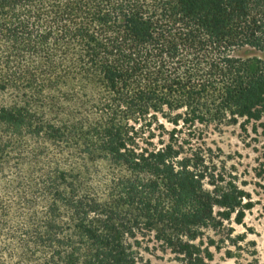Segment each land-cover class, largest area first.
<instances>
[{"label":"trees","instance_id":"1","mask_svg":"<svg viewBox=\"0 0 264 264\" xmlns=\"http://www.w3.org/2000/svg\"><path fill=\"white\" fill-rule=\"evenodd\" d=\"M245 46L264 0H0V264H220L253 199L177 127L264 139Z\"/></svg>","mask_w":264,"mask_h":264},{"label":"rangeland","instance_id":"2","mask_svg":"<svg viewBox=\"0 0 264 264\" xmlns=\"http://www.w3.org/2000/svg\"><path fill=\"white\" fill-rule=\"evenodd\" d=\"M233 55L241 58L255 56L264 61V50L249 46L236 48ZM159 122L167 129L173 127L161 117ZM198 128L196 134L192 131L191 135H187L189 128L181 127L180 124L177 127L180 129V138L191 139L189 142L192 147L205 150L214 163L236 174L239 181L245 183L244 189L253 199V207L245 212L242 223L230 224L232 230H229V236L222 232L208 231V235L219 247L218 250L212 248L214 259L220 264H264V179L256 176L254 171L255 167L259 168L260 161H264V139L259 137L255 141L251 140L254 134L246 137L237 126H227L220 130H202L200 125ZM143 256L142 264H176L169 253L145 252Z\"/></svg>","mask_w":264,"mask_h":264}]
</instances>
